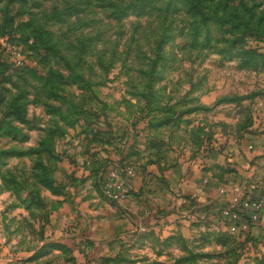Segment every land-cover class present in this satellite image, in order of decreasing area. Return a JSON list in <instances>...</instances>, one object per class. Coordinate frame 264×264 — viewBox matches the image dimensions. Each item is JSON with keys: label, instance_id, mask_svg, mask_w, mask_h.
Listing matches in <instances>:
<instances>
[{"label": "rangeland", "instance_id": "374dc122", "mask_svg": "<svg viewBox=\"0 0 264 264\" xmlns=\"http://www.w3.org/2000/svg\"><path fill=\"white\" fill-rule=\"evenodd\" d=\"M36 1L44 43L0 0V264H264V211L232 217L264 197V0H222L256 15V34L210 22L196 38L174 4L116 21L101 0ZM207 160L215 203L179 197L165 176ZM116 164L135 173L121 202L100 182Z\"/></svg>", "mask_w": 264, "mask_h": 264}, {"label": "trees", "instance_id": "16d2710c", "mask_svg": "<svg viewBox=\"0 0 264 264\" xmlns=\"http://www.w3.org/2000/svg\"><path fill=\"white\" fill-rule=\"evenodd\" d=\"M100 2V9L103 12H110L112 15V19L114 20H123L127 17L128 14H141L146 8L156 5H160L161 8H165V10H168L172 4L176 5L180 11H186L187 15L191 18V33L193 35V38H196L200 33V30L202 27H208L210 22H215L216 24L220 25H230L235 30L242 29L244 33L248 34H256L258 30H256V23L257 18L256 15L252 14V12H246L241 13L239 10H234L233 8L230 9V5L228 3L223 4L222 0H130L128 2H124L123 0H101ZM36 0H8V3L11 4H18L20 7L25 6V11H18L16 13L17 16H29L28 22H22L19 23L16 28H23V31L30 30V34H33L35 38L38 36L41 40V43H44L45 35H48L49 32H46L42 26H39L36 24L38 22L37 15L32 12L34 7H39L36 3ZM27 3V4H26ZM36 4V5H35ZM29 5V6H28ZM88 8L90 7V4L87 5ZM157 6V7H160ZM28 7V8H26ZM221 7L223 8L221 10ZM30 9V10H29ZM73 10L78 9L77 6L72 7ZM66 9H63V11L56 9L51 15L53 18L62 19V16L65 15ZM164 11V10H163ZM63 12V13H61ZM66 17V16H65ZM11 20L14 23V17H10ZM37 18V20H36ZM103 24V22H102ZM14 28V27H13ZM28 28V29H27ZM3 29L7 28L4 26ZM12 30H10L11 32ZM77 29H74L76 32ZM9 32V34H10ZM51 35V33H50ZM100 33V37H101ZM29 39V38H28ZM169 43V40L166 38V35L163 32H159L158 36L154 38V42L152 45V48L150 50V53L152 54L148 58V64L147 68L148 71L147 74H149V79L146 82V87H150L151 83L153 82V73L158 70V68L162 67L163 59H164V51L165 46ZM42 46L45 49H49L46 44ZM90 49V48H89ZM88 49V52L90 51ZM105 56L106 53L104 52ZM107 57V56H106ZM101 67H109L112 65V62H106V58L101 59ZM161 64V66H160ZM4 66V64L2 65ZM0 84H4V81H0ZM141 98L148 99L146 95L142 94ZM20 99L19 98H13L11 102L9 103V108L12 110L11 115H17L19 117H22V109L18 106ZM5 102V99L3 100ZM103 168L100 171V174L102 173ZM110 262H113V260H108Z\"/></svg>", "mask_w": 264, "mask_h": 264}, {"label": "built area", "instance_id": "2783aa9c", "mask_svg": "<svg viewBox=\"0 0 264 264\" xmlns=\"http://www.w3.org/2000/svg\"><path fill=\"white\" fill-rule=\"evenodd\" d=\"M134 178L135 173L128 166L116 164L113 167L103 168L100 182L104 196L111 202H121L127 199L134 192ZM232 211L233 219L241 220L246 216L252 223H256L264 211V197L245 200L233 207Z\"/></svg>", "mask_w": 264, "mask_h": 264}, {"label": "crops", "instance_id": "0c3cea01", "mask_svg": "<svg viewBox=\"0 0 264 264\" xmlns=\"http://www.w3.org/2000/svg\"><path fill=\"white\" fill-rule=\"evenodd\" d=\"M207 170L203 171L195 167L192 170H187V168L184 167H179L176 171H170L168 175L165 177H169V182L172 185L174 182H176V179L179 174V197H184L188 196L191 198H195L196 201L200 204L205 205L206 203L208 205H212L215 199H217V195H219V192L215 190V187H213V176L211 174V160H207ZM204 169V168H203ZM205 180V182H203ZM187 199H181V201L185 202ZM218 203H221L218 201ZM128 225L135 227L137 229L139 226H137V223H132L130 222ZM185 224L184 221H179V225ZM183 229V227H181ZM183 237L186 238V236L183 234Z\"/></svg>", "mask_w": 264, "mask_h": 264}]
</instances>
